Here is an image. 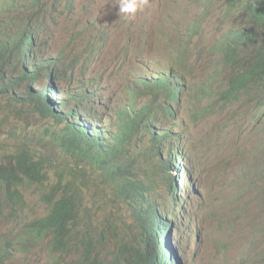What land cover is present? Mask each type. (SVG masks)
<instances>
[{
	"label": "rangeland",
	"instance_id": "1",
	"mask_svg": "<svg viewBox=\"0 0 264 264\" xmlns=\"http://www.w3.org/2000/svg\"><path fill=\"white\" fill-rule=\"evenodd\" d=\"M10 1L34 4L30 15L43 9L47 12L40 42L50 56L61 55L65 79L60 100L73 87L98 89L93 101L96 122L102 128H114L118 109L139 89L137 80L158 78L169 67L175 78L180 57L188 64L181 79L189 87L200 90L211 85L216 94L221 88L228 89L231 74L221 46L224 37L246 21L238 7L230 8V0H140L142 6L129 15L118 14L119 0H73L71 6L66 0H0V31L7 33L13 30L9 20L17 27L29 16L22 7L9 12L10 5L4 7L3 3ZM42 17L43 13L37 18ZM46 82L47 78L39 84L43 87ZM207 96L211 101V94ZM180 102L178 120L167 119L164 108L159 109L165 116L160 132L176 130L186 138L184 144L188 143L180 172L186 182L184 192H179L184 196L180 206L175 207L170 198L169 183L159 177L151 183L153 198L175 221L170 234L174 258L181 264H264V103L249 96L196 125L192 121L207 103L195 95H182ZM76 103L72 99L69 106ZM62 128L43 120L27 105L8 97L0 99V163L26 150L44 159L49 175L47 184L23 188L27 206L19 210L17 219L8 217L0 223V239L14 240L26 223L48 214L42 198L61 177L65 182L76 181L72 191L82 200V222H86L80 229H91L78 236L84 239L105 231L104 253L111 261L121 247L141 238V230L107 174L90 165L79 172L82 162L56 145ZM152 159V168L159 167L154 152ZM152 168L143 166L139 174L153 180ZM82 251L74 248L62 256L53 253L48 244L30 252L17 247L6 264H78Z\"/></svg>",
	"mask_w": 264,
	"mask_h": 264
},
{
	"label": "trees",
	"instance_id": "2",
	"mask_svg": "<svg viewBox=\"0 0 264 264\" xmlns=\"http://www.w3.org/2000/svg\"><path fill=\"white\" fill-rule=\"evenodd\" d=\"M66 1L69 6L73 3V0ZM251 1L256 2L230 0V8L238 7L249 23L227 34L221 46L223 60L228 62L226 70L231 74L226 92L216 94L217 90L211 85L203 86L200 90L194 89V86L185 89L183 84L179 83L178 86L171 80L174 77L160 78L151 85L148 84L149 78H141L139 89L165 90L170 103L154 110V103L136 104L138 92L130 94V101L117 111L114 128H102L96 122L99 118L93 98L98 89L73 87L60 100L61 81L65 79L60 68L61 55L50 56L44 43L40 42L47 12L42 10L30 15L28 12L30 7L31 10L34 8V4L20 5L16 1L3 3L4 7L10 5L12 10L9 12L22 7L29 16L17 27L13 26L12 19L9 20L8 25L13 28L11 32L0 31V99L8 97L27 105L43 120L62 126L56 137V145L67 156L82 162L79 172H85L90 165L98 166L107 174L117 197L130 207L141 230V238L121 247L113 260H106L105 231L100 236L88 234L84 239L78 236L81 232H91V229H80L86 222H82V200L72 191L76 181L65 182L60 177L50 193L42 198L49 207L48 214L26 223L14 240L0 239V264L10 261L17 247L30 252L46 244L53 253L62 256L69 255L74 248L83 249L78 264H118L122 260L125 264H181L180 259L174 258L175 252L171 249L170 234L175 221L153 198L151 183L154 185L157 177L169 183L170 198L175 207L180 206L184 196L180 197L179 192H184L186 183L180 172L186 152L177 140L186 138L180 133L176 134V130L160 132L165 116L159 109L164 108L167 119L178 120L182 105L180 102L174 106V102L179 100L182 91L185 90V97L196 95L203 101L211 94L212 100L205 110L197 120L192 121L198 125L203 119L225 112L239 104L244 97L258 92L255 96L257 101L264 103V0H257L255 5ZM41 13L43 17L40 20L37 17ZM177 61L180 68L187 69L185 60L180 57ZM45 78L47 82L41 87L39 83ZM22 87L24 92H21ZM72 99L77 103L70 107ZM215 110L217 112H213ZM158 118L160 125L157 128ZM148 135L151 139H148ZM153 152L159 161V167L154 169ZM44 163L43 158H37L26 150L0 163V223L8 217L17 219L19 210L27 206L23 193L27 184L43 186L49 182ZM143 166L152 168L153 180L139 174ZM164 171L170 172V175H163ZM110 226L113 228L111 223Z\"/></svg>",
	"mask_w": 264,
	"mask_h": 264
},
{
	"label": "clouds",
	"instance_id": "3",
	"mask_svg": "<svg viewBox=\"0 0 264 264\" xmlns=\"http://www.w3.org/2000/svg\"><path fill=\"white\" fill-rule=\"evenodd\" d=\"M139 6H140V0H119L118 14H126V15L135 14L137 12ZM247 23H249V22L246 20L245 23L242 26L246 25ZM186 60H188V59H186ZM186 73H187V69H182V68L179 67L178 73L176 74V77H175V79H179V82L185 86V89L186 88H190L189 87L190 84H186L181 79V76L183 74H186ZM166 77H174V76H172V71H171L170 67L166 68V73L164 75L158 76V78H154V77H146V78H149L148 84L151 85L156 80H159L160 78H166ZM227 90L228 89H222V90L220 89L219 92H226ZM184 91L181 92L180 97L183 95ZM97 93L98 92H96L95 95ZM258 93H256L255 95H251V96H256ZM160 95L165 96L167 98V100H165V101L162 100L159 97ZM141 97H148V98L143 99ZM180 97H179L178 103H180ZM246 98L247 97H244L241 100V102H243V100L246 99ZM208 99L205 101L207 104L210 102V101H208ZM141 100L143 101L142 103H140ZM136 101H137L136 102L137 105L154 103L155 104L154 110L156 108H158V107H161V106H167L170 103V101H168V93L165 90L159 91V90H155V89H151V88H146L145 90H142V88L138 89V93H137V96H136ZM261 112L263 114V110ZM207 119H209V118L203 119L200 123H202L203 121H205ZM156 123L158 124V126H157V128H158L159 125H160L159 118L156 120ZM185 140L186 139H179V140H177V143L181 147V149L183 151H185L186 154H187V152H188V143L184 144Z\"/></svg>",
	"mask_w": 264,
	"mask_h": 264
},
{
	"label": "bare ground",
	"instance_id": "4",
	"mask_svg": "<svg viewBox=\"0 0 264 264\" xmlns=\"http://www.w3.org/2000/svg\"><path fill=\"white\" fill-rule=\"evenodd\" d=\"M219 1V0H218ZM256 2H257V0H256ZM255 2V3H256ZM259 2H261V0L259 1ZM258 2V3H259ZM251 3H254V2H252L251 1ZM255 3L253 4V5H255ZM262 3H260V5H261ZM47 5V4H46ZM141 6H142V4H140ZM218 5V4H217ZM252 5V4H251ZM252 5V6H253ZM141 6H139V7H141ZM146 6V5H145ZM254 7V6H253ZM261 8H263L262 6H261ZM142 9V8H141ZM264 9V8H263ZM44 10V9H43ZM143 10V9H142ZM143 12V11H142ZM29 14V13H28ZM46 16V15H45ZM144 16V15H143ZM197 16V15H196ZM260 16H262V15H260ZM142 20H143V18H142ZM197 20V19H196ZM142 23H143V21H142ZM141 23V24H142ZM152 23V22H151ZM152 25V24H151ZM154 25H156V24H154ZM153 26V25H152ZM61 28V27H60ZM139 28H141V27H139ZM147 28H149V27H147ZM154 28H155V26H154ZM159 28V27H158ZM149 29H153V28H149ZM146 30V29H145ZM244 30V29H243ZM247 30V29H246ZM136 31V30H135ZM148 32V31H147ZM136 33H138V32H136ZM145 34V33H144ZM148 34H150L149 32H148ZM42 36V35H41ZM40 36V37H41ZM153 36V35H152ZM168 36V35H167ZM176 36V35H175ZM175 36H174V38H175ZM169 37V36H168ZM42 39V38H41ZM40 39V40H41ZM129 40H130V38H129ZM131 41V40H130ZM47 42H49V41H47ZM132 43H133V41H131ZM129 44V43H128ZM127 45V44H126ZM50 46V45H49ZM48 46V47H49ZM130 46V45H129ZM132 46V45H131ZM165 46V45H164ZM163 47V46H162ZM179 48V47H178ZM51 49V48H50ZM49 49V50H50ZM193 51H194V49H193ZM141 52V51H140ZM143 52V51H142ZM142 52H141V54H142ZM135 53V52H134ZM148 53V52H147ZM152 54H153V52H151ZM131 54V53H130ZM140 55V54H139ZM150 55V54H149ZM197 55V54H196ZM198 56V55H197ZM196 57V56H195ZM199 57V56H198ZM133 58V57H132ZM195 59H197V58H195ZM53 60V59H52ZM184 62V61H183ZM203 65V64H202ZM142 66V65H141ZM150 66V65H149ZM169 66V65H168ZM87 67H90V66H87ZM144 68H145V66H144ZM150 69V68H149ZM140 73H142V72H140ZM135 74V73H134ZM138 74V73H137ZM143 74H141V76H142ZM137 76V75H136ZM196 76V75H195ZM200 76V75H199ZM62 77V76H61ZM198 77V76H197ZM133 78V77H132ZM143 78V77H142ZM61 79V78H60ZM134 79H136V78H134ZM133 79V80H134ZM139 79V78H138ZM143 79H145V77L143 78ZM148 80V79H147ZM174 83H176V84H178V86H179V79H175V78H172L171 79ZM137 81H140V80H137ZM201 81V80H200ZM216 82V81H215ZM137 84V83H136ZM219 84V83H218ZM139 85V84H138ZM140 86V85H139ZM137 87V86H136ZM142 87V86H141ZM129 90H131L130 88H128ZM138 89V88H137ZM137 89H136V91H137ZM128 90V91H129ZM134 91V90H133ZM132 92V91H131ZM138 92V91H137ZM259 94V93H258ZM127 100V99H126ZM130 101V100H129ZM238 103V102H237ZM179 105V103H178V101H176V102H174V106H178ZM144 107V106H143ZM116 112V111H115ZM199 114V113H198ZM113 115V114H112ZM220 118V117H219ZM196 119V118H195ZM197 120V119H196ZM119 123V122H118ZM184 128V127H183ZM169 129V128H168ZM168 138V137H167ZM173 140V139H172ZM153 141V140H152ZM153 148V147H152ZM141 152V151H140ZM178 154H176V156H177ZM157 157V156H156ZM174 239V238H173Z\"/></svg>",
	"mask_w": 264,
	"mask_h": 264
}]
</instances>
